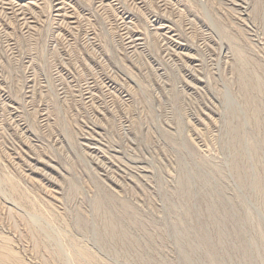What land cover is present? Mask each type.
<instances>
[{
	"label": "rangeland",
	"instance_id": "rangeland-1",
	"mask_svg": "<svg viewBox=\"0 0 264 264\" xmlns=\"http://www.w3.org/2000/svg\"><path fill=\"white\" fill-rule=\"evenodd\" d=\"M0 264H264V0H0Z\"/></svg>",
	"mask_w": 264,
	"mask_h": 264
}]
</instances>
